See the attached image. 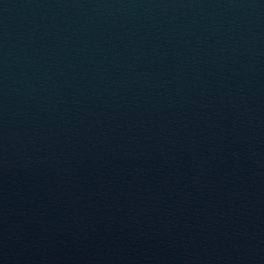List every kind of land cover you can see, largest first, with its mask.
Segmentation results:
<instances>
[{"label": "water", "instance_id": "water-1", "mask_svg": "<svg viewBox=\"0 0 264 264\" xmlns=\"http://www.w3.org/2000/svg\"><path fill=\"white\" fill-rule=\"evenodd\" d=\"M0 264H264V0H0Z\"/></svg>", "mask_w": 264, "mask_h": 264}]
</instances>
